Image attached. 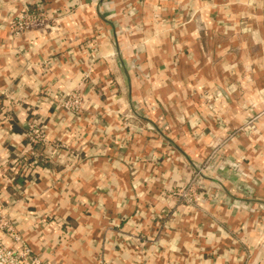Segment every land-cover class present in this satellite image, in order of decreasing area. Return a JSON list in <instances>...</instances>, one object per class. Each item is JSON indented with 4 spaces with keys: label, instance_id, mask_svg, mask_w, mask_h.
<instances>
[{
    "label": "crops",
    "instance_id": "1",
    "mask_svg": "<svg viewBox=\"0 0 264 264\" xmlns=\"http://www.w3.org/2000/svg\"><path fill=\"white\" fill-rule=\"evenodd\" d=\"M29 1L0 0V205L34 252L49 264H264V0H38L67 14L12 37ZM156 5L175 20L160 34ZM73 88L86 97L78 118L50 96ZM216 89L222 126L201 96ZM41 106L48 144L21 182L11 160L30 148ZM230 135L223 153L242 162L253 197L228 199L244 195L235 176L205 179L211 195L192 203L176 194ZM56 143L78 153L70 170Z\"/></svg>",
    "mask_w": 264,
    "mask_h": 264
},
{
    "label": "built area",
    "instance_id": "2",
    "mask_svg": "<svg viewBox=\"0 0 264 264\" xmlns=\"http://www.w3.org/2000/svg\"><path fill=\"white\" fill-rule=\"evenodd\" d=\"M163 9L166 10L165 7ZM132 11H135L133 7ZM65 14L67 13L62 11H49L42 2L30 0L28 3L22 4V6L12 14L10 20V34L13 37L27 32L51 28L54 26L55 22ZM44 62L49 63V61ZM49 64H51V62ZM87 75L88 73H86V76ZM84 95L85 94L80 92L78 88L69 89L67 93L62 95L50 94L55 105L67 110L75 118L80 117L81 113L85 110L86 97H84ZM201 96L206 105L209 118L217 120L219 126H222L223 118L220 115L221 111L218 106V100L223 97L222 91L219 89L205 91ZM35 112V118L31 121L29 120L24 130V135L28 139V146L30 148L28 150H23L21 154L11 160L12 165L20 169L17 180L21 182L28 179L27 172L41 165L39 162L42 158L41 149L48 144V138L44 126L42 125L41 118L43 107H39ZM198 120L197 117L188 121L193 124V127H196L199 124ZM241 130H249L252 135H259L260 133L258 126L254 123L250 124V122L245 123ZM232 137L234 136L230 135L219 144L213 145V149L207 160L202 164V168L217 175L221 179L223 178V180L225 177L235 176L237 181L236 188L244 192L245 195L252 196L253 188L248 185L246 181V179L250 177V174L245 170L242 162L223 153L225 143L231 140ZM55 146L58 153L61 154L60 163L64 169L70 170L73 168L79 158L78 153L65 145L56 143ZM6 169L5 166L4 170ZM13 179H15V177H13ZM252 182L257 184L256 179L252 180ZM208 192L209 186L206 184L205 179L200 176L199 172L195 171L194 178L175 193L181 196L185 201L192 203L198 196L205 195V193ZM208 195L210 196L211 194L208 193ZM212 199L217 201L221 199V196L216 194L213 195ZM228 199L232 200L231 198ZM234 201L235 205H243L242 201H238L237 199ZM42 218L43 222H50L48 216L42 215ZM7 237H10V239L17 243V246L8 244L6 242ZM0 264H49L37 255L26 243L21 232L18 230L16 221L12 218L10 212L2 205H0Z\"/></svg>",
    "mask_w": 264,
    "mask_h": 264
},
{
    "label": "rangeland",
    "instance_id": "3",
    "mask_svg": "<svg viewBox=\"0 0 264 264\" xmlns=\"http://www.w3.org/2000/svg\"><path fill=\"white\" fill-rule=\"evenodd\" d=\"M132 4L133 3H128V11L126 12V15L128 16V17H133V16H136V14H137V10H135V11H132ZM158 6V7H157ZM164 8V6H162V5H156L155 6V8L153 9V13H152V23L154 24V26H155V29H156V33L157 34H160V33H163V32H165V31H169V28H168V25H169V21H170V19L169 18H167V16L165 15V13H166V11L167 10H165V9H163ZM173 18V17H172ZM170 22H172L171 24V27L173 28V22H175V20L174 19H171V21ZM83 46H85L88 50H89V52L92 54L91 56L93 57V59L94 60H96L98 57H99V55H100V52H99V49L95 46V45H93L92 44V42L90 41V42H86V43H84L83 44ZM85 77H83L86 81H88L89 79H90V77L87 75L86 76V74L84 75ZM91 82V84L93 85V83L94 82H92V81H90ZM96 84V83H95ZM79 91L80 92H82L83 93V90L82 89H79ZM84 97H85V95H84ZM130 126V125H129ZM128 126V127H129ZM128 130H127V132L128 133H126L127 135L124 137V141L126 142V141H129L128 139H129V137H131V135L132 134H130L131 133V129H129V128H127ZM131 130V131H130ZM223 179V178H222ZM254 180V179H253ZM238 192H240V193H243V194H245L244 192H241L239 189H238ZM254 193H255V190H253V195H254ZM232 198V197H231ZM235 200V198H232V202H235L234 201ZM238 200V199H237ZM238 201H240V200H238ZM262 205V207L264 208V203H262L261 204ZM237 206H240V205H237ZM263 240H262V243H264V235H263Z\"/></svg>",
    "mask_w": 264,
    "mask_h": 264
},
{
    "label": "water",
    "instance_id": "4",
    "mask_svg": "<svg viewBox=\"0 0 264 264\" xmlns=\"http://www.w3.org/2000/svg\"><path fill=\"white\" fill-rule=\"evenodd\" d=\"M147 42H148V40L146 39V40H145V44H147ZM221 91H222L223 94H225V95L227 96V92H226L225 90H221ZM253 116H254V115H250V116L247 117L246 119H252ZM200 117H201V119H206V117H205L203 114H200ZM259 120H260V119H256V120H255L256 123H259ZM188 123H189V122H187L186 125H188ZM188 126H189V125H188ZM239 135H241L239 132H237V133L235 134V136H239ZM194 170H195L196 172H199L200 176H201L203 179L214 180V181H217L218 183H221V182L223 181V179L219 178L217 175H215V174H213V173H211V172H209V171H207V170H204V169L202 168V163H201V164H194ZM228 194H229L232 198L238 199V200H240V201L244 200L245 198H252V197H253V195H252V196L245 195V194L243 195V193H242L243 196H235V195H233V194H231V193H228Z\"/></svg>",
    "mask_w": 264,
    "mask_h": 264
},
{
    "label": "trees",
    "instance_id": "5",
    "mask_svg": "<svg viewBox=\"0 0 264 264\" xmlns=\"http://www.w3.org/2000/svg\"><path fill=\"white\" fill-rule=\"evenodd\" d=\"M39 162H40V164H41V161H39ZM30 176H31V175L29 174L28 177H30Z\"/></svg>",
    "mask_w": 264,
    "mask_h": 264
}]
</instances>
